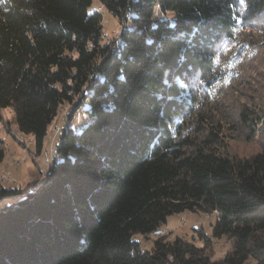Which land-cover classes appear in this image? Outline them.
<instances>
[{
  "label": "trees",
  "instance_id": "trees-1",
  "mask_svg": "<svg viewBox=\"0 0 264 264\" xmlns=\"http://www.w3.org/2000/svg\"><path fill=\"white\" fill-rule=\"evenodd\" d=\"M101 1L116 42L92 0H0V124L14 106L42 150L63 104L88 120L62 130L40 186L0 188L17 196L0 209V264H264V150L187 154L173 126L212 88L222 42L264 22V0ZM187 211L215 213L224 259L183 237L141 247L136 235Z\"/></svg>",
  "mask_w": 264,
  "mask_h": 264
},
{
  "label": "rangeland",
  "instance_id": "rangeland-1",
  "mask_svg": "<svg viewBox=\"0 0 264 264\" xmlns=\"http://www.w3.org/2000/svg\"><path fill=\"white\" fill-rule=\"evenodd\" d=\"M90 11L103 16L105 42L118 41L123 25L101 0H92ZM214 83L204 91L187 118H177L174 131L179 146L187 154L196 148L215 151L232 158H249L264 150V22H249L240 27L233 40L223 41L216 60ZM65 103L48 127L42 150L34 137L22 133L16 108L2 110L0 136L5 159L0 165V188H15L22 195L36 189L51 171L57 157L62 130L87 123L83 108ZM17 196L0 198V209L15 202ZM215 213L183 212L171 216L166 224L149 236L136 235L143 249L150 250L154 240L165 235L171 240L183 237L197 246L207 244L212 262L220 261L232 248L227 237L215 238ZM211 240L204 242L203 235Z\"/></svg>",
  "mask_w": 264,
  "mask_h": 264
},
{
  "label": "snow or ice",
  "instance_id": "snow-or-ice-1",
  "mask_svg": "<svg viewBox=\"0 0 264 264\" xmlns=\"http://www.w3.org/2000/svg\"><path fill=\"white\" fill-rule=\"evenodd\" d=\"M241 2H243V0H241Z\"/></svg>",
  "mask_w": 264,
  "mask_h": 264
}]
</instances>
